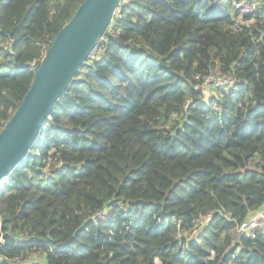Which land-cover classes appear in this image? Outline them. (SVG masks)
Masks as SVG:
<instances>
[{
    "label": "trees",
    "instance_id": "obj_1",
    "mask_svg": "<svg viewBox=\"0 0 264 264\" xmlns=\"http://www.w3.org/2000/svg\"><path fill=\"white\" fill-rule=\"evenodd\" d=\"M83 1L0 0V131ZM108 32L0 185V264H264V223L237 233L264 207V0H129Z\"/></svg>",
    "mask_w": 264,
    "mask_h": 264
},
{
    "label": "water",
    "instance_id": "obj_2",
    "mask_svg": "<svg viewBox=\"0 0 264 264\" xmlns=\"http://www.w3.org/2000/svg\"><path fill=\"white\" fill-rule=\"evenodd\" d=\"M120 0H84L34 68L32 84L0 131V185L37 139L54 104L103 37Z\"/></svg>",
    "mask_w": 264,
    "mask_h": 264
},
{
    "label": "built area",
    "instance_id": "obj_3",
    "mask_svg": "<svg viewBox=\"0 0 264 264\" xmlns=\"http://www.w3.org/2000/svg\"><path fill=\"white\" fill-rule=\"evenodd\" d=\"M129 0H120L119 6L127 5ZM257 8L256 1H242L235 4V9L238 10L241 14H251ZM219 80V81H216ZM201 81V89L205 94V98L210 97V93H207L209 90L211 94L215 88L221 86H232L233 81L230 80L229 76L226 74H222L220 72H215L209 76H206ZM209 95V96H208ZM96 220L98 221H105L106 217L104 213H99L96 216ZM208 216L204 219L203 223L208 222ZM264 223V207L259 210L258 212L252 214L246 221L241 223L237 228L238 234H244L249 238H254L255 232L263 225Z\"/></svg>",
    "mask_w": 264,
    "mask_h": 264
},
{
    "label": "rangeland",
    "instance_id": "obj_4",
    "mask_svg": "<svg viewBox=\"0 0 264 264\" xmlns=\"http://www.w3.org/2000/svg\"><path fill=\"white\" fill-rule=\"evenodd\" d=\"M216 81H219V80H216ZM207 93H210V95H211L210 90ZM39 260L40 259H38L36 256H32L31 258H28V259H23L21 261L19 260L17 264H34V263H37Z\"/></svg>",
    "mask_w": 264,
    "mask_h": 264
}]
</instances>
